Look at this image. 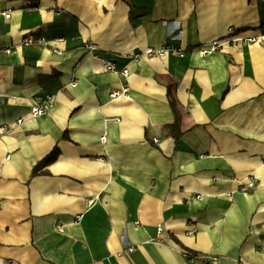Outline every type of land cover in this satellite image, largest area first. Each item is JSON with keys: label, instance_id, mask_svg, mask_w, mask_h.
Here are the masks:
<instances>
[{"label": "crops", "instance_id": "crops-1", "mask_svg": "<svg viewBox=\"0 0 264 264\" xmlns=\"http://www.w3.org/2000/svg\"><path fill=\"white\" fill-rule=\"evenodd\" d=\"M263 154L264 0H0V264H264Z\"/></svg>", "mask_w": 264, "mask_h": 264}, {"label": "built area", "instance_id": "built-area-1", "mask_svg": "<svg viewBox=\"0 0 264 264\" xmlns=\"http://www.w3.org/2000/svg\"><path fill=\"white\" fill-rule=\"evenodd\" d=\"M9 17V14L7 15V18ZM229 35V34H228ZM235 40H244L246 43H255L261 39H263V37H248L246 39L244 38H239L234 36L233 37ZM224 39H217L207 45H203L202 47L198 48V52L201 55H211L219 50H221L222 46L224 45V43H226V41H223ZM64 41V38H57L54 39L53 41H48L46 38L39 36V37H35V36H26L25 38H23V40L21 41V43L18 45L19 47H29V46H34V45H39V46H51V48L55 51V52H61V49L59 48L58 44L62 43ZM4 53H10L11 49L10 48H6L4 50H2ZM145 55H147L148 57H159V58H163L169 55L172 56H178V57H184L185 54L183 52V50L178 49V48H174L172 45L170 44H164L162 45L160 48H148L145 52ZM105 69L106 70H111L114 71L115 70V66L113 65V63L111 62H107L105 64ZM122 75L125 77H128L129 75V71L127 69L123 70ZM75 83H72L71 86H75ZM122 96H129V90L127 88H124L123 90L120 91H115L112 92L110 97L111 99H116L118 97H122ZM53 104V96H42V95H37L34 97L33 101H32V115L33 116H40L43 115L47 112V110L51 107V105ZM4 131H6V128H3ZM2 130V131H3ZM102 140H105V137L102 138ZM155 142L157 143L158 140H155ZM262 163L264 164V154L262 156ZM241 186V191L242 192H248L250 190H252L255 187V181L254 179L250 178L244 182L240 183ZM159 232L162 231V226H159ZM134 248H129L128 252H133Z\"/></svg>", "mask_w": 264, "mask_h": 264}, {"label": "trees", "instance_id": "trees-1", "mask_svg": "<svg viewBox=\"0 0 264 264\" xmlns=\"http://www.w3.org/2000/svg\"><path fill=\"white\" fill-rule=\"evenodd\" d=\"M173 96H172V88H168L169 102L171 106L173 107V109L176 110L177 102H176L175 97ZM169 128H170V136L173 137L175 139L176 144H178L182 136V132L179 128L178 122L171 124ZM63 138L67 139L68 136L64 135ZM58 156H59V149L56 147L33 168L32 176H36L40 173H45L46 171H43V169L51 165L58 158ZM184 250H185V253H186L185 255L187 256V258H194L196 256V253H194L193 251L187 248H184Z\"/></svg>", "mask_w": 264, "mask_h": 264}]
</instances>
